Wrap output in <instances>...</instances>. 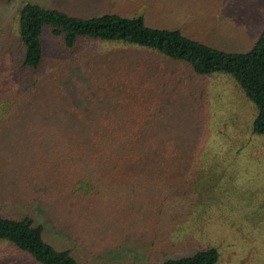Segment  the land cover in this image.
Segmentation results:
<instances>
[{
	"label": "rangeland",
	"instance_id": "rangeland-1",
	"mask_svg": "<svg viewBox=\"0 0 264 264\" xmlns=\"http://www.w3.org/2000/svg\"><path fill=\"white\" fill-rule=\"evenodd\" d=\"M24 3L79 17L140 14L148 26L245 52L264 27V0H0V215L43 222V240L68 250L78 264L161 262L206 247L218 252L214 264H264V137L250 131L255 108L235 81L226 74L198 76L181 62L120 42L83 39L65 48L43 27L32 86L12 70L22 54ZM142 65L151 75L158 68L161 88L175 75L151 125L157 136L191 151L193 166L166 173L181 187L156 186L135 200L152 203H136L129 217L131 192L117 193L115 185L82 197L60 185L46 187L63 180L56 167L44 166L51 132L89 135L109 112L111 78L127 68L139 73ZM59 98L81 113L63 115L53 104ZM166 187H173L165 201L169 213L160 214ZM0 264L38 263L0 240Z\"/></svg>",
	"mask_w": 264,
	"mask_h": 264
},
{
	"label": "trees",
	"instance_id": "trees-1",
	"mask_svg": "<svg viewBox=\"0 0 264 264\" xmlns=\"http://www.w3.org/2000/svg\"><path fill=\"white\" fill-rule=\"evenodd\" d=\"M43 27L48 28L50 35L61 38L65 48H71L83 39L120 42L181 62L198 76L226 74L254 105L250 131L264 137V27L247 51L230 52L184 35L177 28L148 26L140 14L106 12L79 17L24 3L18 12L22 54L13 62L12 70L20 71L25 79L30 78L32 86L33 75L43 57L39 41ZM142 68L141 73L127 68L125 75L111 78L115 87L108 99L109 112L95 122L89 135L51 132L45 143L49 150L44 149L48 153L46 158L51 159L50 163L44 159V166L56 167L55 171L63 180L46 187L60 185L61 189L78 196L90 192L101 195L115 185L117 193L131 192V200L125 206L126 217L137 210L136 203L147 206L152 203L135 200L153 194L156 186L181 187V181L172 182L170 174L166 176V173L181 172L184 166H193L191 151L174 144L170 138L157 136L151 125L155 108L165 105V101L160 102V95L175 83V75L161 88L158 68L154 70L155 75L150 74L153 71L149 66L142 65ZM152 77L154 82H150ZM53 104L63 115L81 113L65 98H59ZM171 188L166 187V194L158 201L160 214L169 213L165 201L169 200ZM43 232H46L44 223L28 214L17 218L0 215V240L7 241L12 248L27 253L38 264H78L68 250L56 249L45 242ZM217 258V250L206 247L188 255L142 264H214Z\"/></svg>",
	"mask_w": 264,
	"mask_h": 264
}]
</instances>
